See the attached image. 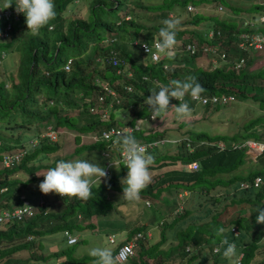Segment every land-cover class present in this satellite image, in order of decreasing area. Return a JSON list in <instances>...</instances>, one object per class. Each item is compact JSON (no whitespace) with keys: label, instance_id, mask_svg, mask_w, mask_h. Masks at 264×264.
Listing matches in <instances>:
<instances>
[{"label":"trees","instance_id":"1","mask_svg":"<svg viewBox=\"0 0 264 264\" xmlns=\"http://www.w3.org/2000/svg\"><path fill=\"white\" fill-rule=\"evenodd\" d=\"M125 1L127 0H90L91 19H71L62 30L63 11L72 3L71 0H54L57 15L50 22L53 24L52 28L47 30V27H44L40 32L41 35L30 38L32 34H29L20 42L21 46L24 42H28V46L27 52L24 53L26 57L20 56L19 60L17 71L19 83L12 82L11 89H8L5 86V78H0V155L12 149V146H16L14 148L27 146L26 153L16 165L4 167L0 161V186L5 185L8 188L3 193L7 199H14L18 203H20V200H17L18 192L24 189L25 199L34 213L32 217L27 219L25 216L20 221L11 217L0 225V264H54L60 259L55 264H93L94 258L87 254L74 256V244L61 243L58 251L47 256L36 252L35 247L39 250L43 248L44 243L41 241L43 233L55 235L64 241L62 230L65 228L69 230L78 228L85 233L99 229L101 225L96 226L95 214H105L107 208L111 209V201L106 198L104 190L112 188L113 184L116 189L123 190V178L127 174V168L120 169V172L113 177L109 175L107 183L102 181L97 194L96 188L93 187V195L96 197L87 201L74 197H60L66 204L58 210L40 205L37 200V189L35 194L26 190L43 179V174L49 168L55 167L58 161L66 160V156L71 152L85 149L95 150L99 154L106 145H114L118 150L120 147L115 144L113 138L105 143L102 142L104 140L92 141L89 135L96 134L102 128L109 126L133 125L136 117H140L141 121L144 120L145 124L152 122L153 119L150 118L152 113L149 106L144 103V99L151 95L150 92L154 89L158 90L161 84L166 85L171 80H184L188 76L195 77L203 86L205 91L202 95L208 98L211 95L217 97L215 103L208 101L202 104L203 117L205 115L222 117L220 114L213 116L211 113L213 107L247 99L251 103H256L257 112L260 114L248 117L246 126L242 125L232 134L196 130L190 127L189 122L184 121L177 124V129L185 128L181 133L173 134L171 130L164 128L132 131L139 142L161 138L166 144L169 139L181 138L170 150L156 154L158 149L155 147L151 151L155 157V164L162 172L155 177L152 175L151 183L141 191L140 196H149L156 200L162 192L166 194L174 189H184L189 192L191 198L195 197V199L168 220L154 207H150L151 215L155 217L154 222L161 223L159 238L153 242L145 232L154 227H147L144 221L137 225L135 223V226L128 231L123 229L127 221L124 219L127 214L124 210V223L122 220L117 221L116 228L111 230L115 231L120 226L121 230L114 232L120 239L118 238L115 243L112 242L110 248L116 252L122 244L130 241L133 243L125 264H228V261L222 257L223 249L221 253L213 251V248L219 247L221 239L217 237L216 231L223 227L226 230L224 235L229 242L236 244L237 252L241 254L240 264H264V225L256 223V210L264 207V152L252 160L243 147L217 150L212 145L218 140L261 139L264 134V125L257 124L264 121V64L256 70L246 71L245 66L250 63L247 47L251 49L253 47L250 45L241 48L237 45L240 41L237 36L241 31L248 33L261 31L264 36V26L254 25L260 15L264 16V3H252L247 7V10L252 12L246 17L248 22L253 23L250 27L248 24L237 27L232 18L220 19L218 15L207 16L202 11L212 9L198 5L195 12H191L186 19L180 21L176 36L175 58L169 60L161 57L159 60L143 64L137 46L131 44V40L134 38L149 40V37L157 36L164 25L145 26L135 21L132 17L136 13L128 14L132 12L129 8L135 0H130L128 7L125 6ZM173 1L181 4L178 7L183 9L187 2L197 5L203 0H169L170 3H163L164 7L158 10V13H148V17L161 19L166 17ZM210 1L215 4L221 3L220 0ZM4 3L5 0L3 5ZM90 5L94 6L90 9ZM138 5L146 11L157 8L156 4L139 3ZM101 6H110L109 12L105 10L104 17L99 13ZM10 7L15 8V4ZM158 7L161 8L160 5ZM231 8L234 13L239 11L237 6ZM20 15L23 18L20 20L23 22L24 16L22 13ZM125 15H129V18L124 19ZM7 18L0 17V33L3 31L5 33L0 36V49L3 45H6L3 48L11 49L13 40L17 38L15 30L18 26L22 27L20 20L11 19L9 26L5 28L8 23ZM211 27L214 30L219 29L221 37L217 35L206 37L204 33ZM104 37L113 41L102 43L101 39ZM192 40L199 45L214 47L218 54L223 52L224 59L218 54L200 52L199 49L193 54H187L182 49V45ZM66 44L77 46L68 70L62 68L66 57L60 53L62 46ZM18 46L20 44L16 45ZM112 56L116 58L120 67L132 71L130 77H123L114 71ZM202 58H204L203 62H201ZM239 58H242L243 62L235 68L234 64ZM38 63L43 67L41 71L36 68ZM107 72L109 75H106ZM142 75H146L148 80H143ZM95 77L114 86L122 98L121 103L114 105L108 116L104 118L101 117L100 104H96L97 109L94 112L88 109L90 105L96 103V96L100 91L94 84ZM152 78L157 82H151ZM124 84L131 86V91L127 94L122 90ZM254 90L257 91L255 93L258 94L257 96H253ZM185 100L192 108L201 106L200 102L191 100L188 96ZM251 103H247V112ZM128 104L133 107L127 108ZM209 108L212 109L210 112L207 110ZM119 110L129 112V117L122 122L119 118H114ZM49 124L60 130L59 140L49 141L46 136L38 137ZM17 129L31 130L33 137L37 136L36 143L32 146L25 141L16 131ZM74 144L71 151L61 153L65 146ZM51 152L58 155L51 162H44L43 158ZM190 160L197 162L195 169L183 167L184 164L186 165L185 162ZM243 163L250 165L247 170L241 171L240 165ZM24 173L28 175L20 179L19 176ZM255 175L261 176L257 186L252 184ZM29 181L31 184H28ZM241 181H247L248 186L241 189L239 187ZM122 201L127 204L129 211L136 206L134 201H128L124 197ZM227 202L232 205L245 203L246 211L240 209L229 218L233 211L229 214L225 213ZM5 206L11 210L12 206L8 203ZM0 207L3 205L0 204ZM79 214L81 218L77 217ZM135 216L138 217V213ZM108 219L115 221L116 218L110 215ZM28 234L31 235L29 240L26 239ZM22 251L27 252L23 255Z\"/></svg>","mask_w":264,"mask_h":264},{"label":"clouds","instance_id":"2","mask_svg":"<svg viewBox=\"0 0 264 264\" xmlns=\"http://www.w3.org/2000/svg\"><path fill=\"white\" fill-rule=\"evenodd\" d=\"M13 4H15V10L18 13H22L25 16L23 22H21L20 20L21 26L24 23L27 27L26 28L27 31H29L33 36L39 35L41 30L44 27H47V30L52 28L53 24H51L50 22L54 20L57 15L56 10H55L54 0H5L3 9H6L8 7L11 8L10 6H12ZM188 4L195 6V10L198 9L197 5L187 2L185 4V10L187 12L191 13V11L189 10L191 8L187 7ZM218 5L220 6V8H222V5L220 3L215 4L214 2H212V6L214 9ZM195 10L193 12H195ZM263 21H264V16L260 15L258 20H255L254 25L257 26V25L263 24ZM162 23L164 26L160 28L156 38H154V45H153L155 49L154 58L159 60L161 57H166L167 59L171 60V59H174L176 55L175 53V46L177 44L176 36H177V30L180 25V20L178 18H170V19H165ZM246 23L250 26L253 25V23L248 22L245 19L244 21L245 26H246ZM210 29L214 30L212 27ZM215 30H219V29H215ZM3 32L0 33V36L4 35ZM242 32H246V31H241L237 37L240 38V34ZM251 34H258L260 36H263V33L261 31H256ZM220 37H221V33H220ZM104 39L105 40H103V38L101 39L102 43H107L109 40L108 37L107 38L104 37ZM134 39L138 40L136 41L137 43H140L139 42L140 40H145L143 38H140V39L134 38ZM145 41H148V40H145ZM134 45L137 46V48L139 49V54H140V57L142 58L143 64L145 62H152V61H148L146 56L142 57V52L140 51L139 46L136 45V43ZM237 45L239 46V44ZM143 46L148 50L147 45H143ZM247 46H250V45H246L245 43L243 47H247ZM262 46H264V43H262L260 48H262ZM260 48L253 47L252 50H259ZM0 50L6 51L5 56L2 59L3 61L7 57L8 50L4 49L3 47ZM69 58H71V62H72L73 58L72 57H69ZM152 79H150L151 82H153ZM204 91L205 89L196 80L195 77L188 76L184 80H171L166 85L161 84L158 90L154 89L153 91L150 92L151 95H149L148 97L144 99V103L149 106V110L152 113L151 119L153 120L156 119L157 117L161 118L169 110L174 111L176 119L180 120V119H185V118L190 117L194 111V109L185 100V97L188 96L191 98V100H199L201 98V94ZM96 99H97V96H96ZM173 99L176 101H174ZM134 121H135V118H134ZM140 121L141 120L137 121V123H139ZM125 125H129V124H124V125H119V126L114 125V127H123ZM129 126H132V125H129ZM108 128H110V126ZM108 128H102L101 130L108 129ZM137 129L129 128V131H123V133H120L118 135L113 134L108 139L97 138L100 135L101 130L97 132L96 134H94L95 136H92L90 134L89 138L92 141L104 140L102 142L107 143L108 140L113 138L115 140L114 141L115 144H117L120 148L116 150L117 148L115 149L114 145H106L105 148L99 151V154L107 158V161L104 167H102L95 161H92L89 159H74V160H68V161H65V160L58 161L55 167L49 168L47 172L43 174V177H44L43 181L40 184L37 183L38 185L37 200L40 203V205H43V206L47 205L48 207L50 203L56 202L53 199L59 200L60 197H69V198L74 197V198H78L83 201H87L91 199L93 197V187H95L96 189H99L102 181L107 183L109 179V175H108V171L110 170L109 165H112L113 163H115L116 165L118 164L124 165L128 171H127L126 176L123 178V181H124L123 190L122 189L118 190L116 189L115 186H113L112 188H105L104 192H105L106 198L108 200H109V197H112V199H115V196L113 197L112 192H111L112 190H115L116 193L123 194L122 196L124 197V199L128 201H134L135 204L139 199H142L145 205L149 204L148 200L143 199L144 197H140V193L152 181V175H154V173H152L153 171L152 169H156L154 166H152L155 163V157L152 153H149L147 151L148 148L145 145H142L141 144L142 142H139L134 136V134L132 133V131L137 130ZM59 133H60V130H59ZM59 133L57 137L59 136ZM220 134H227V133H220ZM247 140L251 141L250 142L251 146L249 148L247 144H243L242 146H240L243 142ZM166 142L174 144V143H177L178 140L169 139ZM217 142H224L227 144V146L219 149L216 145ZM212 145L215 146L217 150L243 147L245 148V152L247 153V156L252 160H255L257 155L259 154L261 155L264 152V140L262 138L261 139L244 138V139L236 140V141L218 140L214 142ZM155 147L156 146L150 148L149 150L152 151L154 150ZM121 150H122L125 163L119 160ZM103 151L107 152V154L106 155L103 154L102 153ZM113 155H115L114 160L109 159ZM183 167L185 168V164L183 165ZM117 174L118 173H115L114 176ZM157 175H159V173H156L154 177ZM256 176H258L261 180L260 175H255L254 177ZM241 182H247V181H241ZM239 187H240V182H239ZM240 188L243 189V187H240ZM7 190L8 188H6V190L1 192L0 204L3 205L4 207H6L5 206L6 203H8L12 207L17 204H20L21 199L19 198V196L20 195L24 196V189L23 191L21 189L20 191L21 193L17 195V200H20V203H18V201L16 202V200L14 199H7L5 197V194H3ZM108 190L110 191V195L109 193H107ZM49 193H52L53 195L52 202L50 203L45 202L42 198V194L47 195ZM24 199H25V196H24ZM181 210H182L181 207L179 208L175 207L173 210V213L180 212ZM256 213H257L256 223L264 225V207L258 208L256 210ZM33 214L34 213L27 216V219L32 217ZM16 221H20V220H16ZM4 223H0V225ZM231 229H234V228H231ZM78 230H79L78 228H74L72 230L65 228L64 230H62V235H63L62 237L64 241H61L60 237L58 238L57 236H53L57 238L56 244L51 243L49 245V247H53L54 249L53 251L44 253L43 249H45L46 246H43V248H41L40 250L37 247H35V251L38 253H41V255L47 256L51 254L52 252L58 251L61 243H65L67 245L77 244L76 243L77 241H81V239L78 238L80 235L78 233L83 232V231H78ZM225 231L226 230L223 227H220L216 231L217 237H221V239L219 240V247H217V249L213 248V251L216 250L217 253H221V249H223L222 257L228 261V264H240L239 259H240L241 254L240 255L238 254L236 244L229 242L228 238L224 235ZM114 232L116 231H109L106 234L107 240H108L109 235L113 236L112 241L108 240V242L110 243L112 242L115 243L114 236L116 233ZM43 234L45 235L46 233H43ZM145 235L150 236L149 230H146ZM69 236L74 237V240L67 241ZM41 237H43V235ZM26 239L27 240L31 239V235L28 234L26 236ZM49 247L47 248L49 249ZM73 254L75 257L82 256V255L76 256L75 251L73 252ZM87 254L90 257L94 258L93 264H125L127 255L130 253L128 249H122L118 253H116L113 251L112 248L107 247V246H94L87 250ZM60 260H56L54 264Z\"/></svg>","mask_w":264,"mask_h":264},{"label":"rangeland","instance_id":"3","mask_svg":"<svg viewBox=\"0 0 264 264\" xmlns=\"http://www.w3.org/2000/svg\"><path fill=\"white\" fill-rule=\"evenodd\" d=\"M3 1L4 0H0V8L3 9ZM89 2L90 0H71L70 5L66 6V8L63 11V23L64 26L65 24L71 20V19H75V18H81V19H85V20H90L91 19V15L92 12H89ZM127 2V3H126ZM130 2V0H127L124 2L125 6L128 7V3ZM169 0H135L131 7L129 9H132L131 13H128L129 15H131L134 12V16L132 18H134L135 21L140 22L142 24H144L145 26L148 25H152V24H156V25H162L163 26V21L165 19H170V18H178L180 21L182 19H186L188 15H190V12H187L185 10V8L181 9L178 6H181V4L175 3L173 1V3L170 5L172 8L169 9L170 12L167 13V16L164 18H160V17H155V18H150L148 17V13L150 14H156L158 13V10L162 9L164 7L163 3H168ZM212 2L213 1H201L197 3V6L200 5L202 7H209L212 10H203L202 12L205 15H218V17L221 18H232L235 20L236 22V26L238 27H242L245 26L244 25V21L246 19V17L249 15V13H252L250 10H247V7H249L252 3H264V0H220V4L222 5V8L220 7H215V9L212 6ZM107 3H110V1H107ZM130 3V4H131ZM139 3L141 4H156L155 6H157V8H152L148 11L145 10V8H143L142 6L138 5ZM170 3V2H169ZM194 4V3H193ZM161 6V8H159L158 6ZM196 5V4H195ZM94 6V5H93ZM92 5H90V9L91 7H93ZM231 6H237L239 7V11L237 13H234L232 11ZM110 6H101V9L103 10H99L100 16L104 17L105 16V10H109ZM208 8V9H209ZM191 12H193L195 10V6H193L191 9H189ZM200 10V9H199ZM97 14V12H96ZM129 15H125L124 19L129 18ZM112 18V16H111ZM261 20V19H260ZM16 23V22H15ZM201 25H203V22L201 23ZM247 25V23H246ZM264 26V21L263 24ZM63 26V28H64ZM20 26H18L15 30L16 33V40H13V46L11 47L10 51H8L7 57L5 58V61H2L0 63V78H5V86L7 88H9L11 86L12 82L17 83L19 81V76H18V66H19V60L21 59V57H26L24 55V53L27 52V46H28V42H24L23 46H21V41L22 39L28 37L29 34H31L29 31H27V27L26 25L23 23L22 27L19 28ZM250 27V25H249ZM143 30V29H141ZM106 34V33H105ZM41 35V34H40ZM34 37L33 35L30 36ZM103 40H105L103 38ZM17 44H20V46L16 47ZM6 45H3V47H5ZM261 46H259L258 48H260ZM7 48V47H6ZM77 46L75 44H70V45H63L62 49L60 51V53L63 56L66 55H70V56H74V53L76 51ZM231 49L233 50V47L231 46ZM237 49V47H236ZM248 49V58L250 57V63L249 65L245 66V70L246 71H253L258 69V67L262 66L264 64V46H262V48H260L259 50H252L250 47H247ZM19 50V52H18ZM16 52H18L17 55H15ZM89 51V50H88ZM87 51V52H88ZM137 51H139V49L137 48ZM21 56V57H20ZM203 57V56H202ZM146 59V58H145ZM204 61V58L201 59V62ZM36 68L41 71L42 70V66H36ZM106 75H109V73L107 72ZM10 78V79H9ZM252 92V91H251ZM250 92V93H251ZM254 95L253 96H257L258 94H255L257 91L254 90L253 91ZM249 93V94H250ZM247 103H251V101L249 99L247 100H243V101H236V102H232L231 104L228 103L226 105H216L215 107H213V111H211L212 109H207L208 112L211 111V113L213 114V116H217V115H221L222 117L218 116V117H211L212 115H210L209 117H207L205 115V117H203V113H202V106H196L192 113V115L188 118L185 119H176L175 113L172 110H169L165 115V117L163 118H159L157 117L156 119L152 120V122L150 123H144L145 121L142 120L139 123H137L136 121H134V127L133 129H143V130H149V129H154L156 128L157 130H162L164 129H169L171 130V133L173 132V134L175 133H181L184 131V127H181L180 129H177V124L180 121H184V122H189L190 127H192L193 129H198V130H207V131H211V133H227V134H232L236 131L239 130V128L243 125L246 126L247 122H248V117H255L256 115H259L257 112V106L255 102H252L248 110L247 107ZM96 104H99V102L96 99V103H94V106L96 107ZM133 107V106H131ZM125 111H121L119 110V113H117L114 118H119L120 122L124 121L127 119L128 115L126 116L124 114ZM170 117V119H168ZM162 119V120H161ZM173 120H176L173 122ZM139 121V120H137ZM149 122V121H148ZM152 124H157V126H152ZM185 125L187 126V123H185ZM32 128V127H31ZM22 129H20L18 131V129L16 131H18V133L21 135V137H23V139L25 141H27L30 144H35L36 143V138L37 136L32 135L31 130L28 129H23V131H21ZM242 130H244V128H242ZM88 136V135H87ZM181 139V138H180ZM180 139H176V140H180ZM262 139L264 140V134L262 136ZM57 140L58 137H57ZM26 143V142H25ZM75 146L74 145H70V146H65L61 151V153L63 152H67V151H71L72 148ZM78 146V145H77ZM174 146V144L171 143H164L162 144V142L159 143V146H156V149H158V152L156 154H160L165 150H170L172 149V147ZM16 146H12V148H14ZM27 146H25L26 148ZM155 149V148H154ZM147 151L149 153H152L151 150L147 149ZM60 152V150H59ZM155 152V151H154ZM101 153V152H100ZM107 154V152L105 153V155ZM58 155L54 152H51L50 154H47L46 157L43 158V161L48 163L51 162L53 160V158ZM92 157H94L92 159ZM105 156L98 154V152H96L95 150H85L83 149L82 151L79 152H71L66 156V160H74V159H89L92 161H95L96 163H98L99 165H101L102 167L105 166L106 160L107 158H105ZM250 164L247 163H243L242 165H240V169L242 170H247L249 168ZM154 166L157 170H161L155 163L152 165ZM112 168V166H109V169ZM124 168H126L125 166L120 167V169L124 170ZM106 169V168H105ZM108 169V168H107ZM156 169H152L154 171V175L157 173ZM120 172V170L118 171ZM162 172V170L160 171V173ZM26 173H24L23 175L19 176L20 179H24L27 175H25ZM115 173H112V170L110 169L108 171V175H110L111 177H113ZM15 175V174H14ZM28 184H31L30 181L28 182ZM29 187V186H28ZM38 191V185L37 183L32 184V188H29V190L26 191H31L33 194H35V191ZM21 191V190H20ZM18 192V194H20L21 192ZM95 193H98V190L95 189ZM107 193H109L110 195V191L108 190ZM123 194H119V200L120 201H115V199H112V197H109V200L111 201V209L109 210L107 208V212H105V214H95L96 219V226L98 224H100L101 226L99 227L100 231L97 232V228L91 230V232L93 233L92 235H89L88 231L87 233L82 232V233H78L79 235V239H81V241H79L77 244H74V251L76 252V256H80L83 254H87V250L91 247L94 246H107L110 247V245H112V243L108 242L107 238H106V234L111 231L112 229L116 228L115 225L118 223L117 221H123L124 223V219L127 220L124 228L125 231H128V229H130L131 227L135 226L138 223H142L143 221L147 224L146 226L150 228V226L154 227L153 229H148L150 232V241H156L159 238V229L160 224L161 223H157L154 222L155 217L151 215V208H155V210H157V212L163 217L166 216V219H170L172 215L176 214L173 213V210L175 207L179 208L181 207L184 208L185 206L189 205V202L195 199V197H190L189 196V192L184 190V189H174L169 193L162 192V194L155 200H153L151 197L146 196L143 199H146L149 201V204L145 205V203L143 202L142 199H139L135 205L133 207L132 211H129V209L127 208V204L126 203H122V196ZM144 196V194H143ZM52 193H49L47 195L42 194V198L45 202H52ZM93 197H96L95 195H93ZM141 197V196H140ZM64 204H66V202L64 203V201L62 199L57 200L56 202H52L50 203V207L49 209H60L61 207L64 206ZM52 205V207H51ZM100 208L102 207V205H98ZM246 207L247 205L245 203H240V204H230L227 202V206H226V214H229L230 211H233L231 213V215L229 216V218H232L234 216V213H236L238 210L242 209L246 211ZM125 210V212L127 214H125L123 211ZM128 212H131L130 214H128ZM78 213V212H77ZM113 215L116 219L115 221L109 220V216L110 214ZM138 213V217L135 216V214ZM125 214V217H124ZM98 215V216H97ZM78 218H81V214L77 215ZM124 217V219H123ZM136 219V220H134ZM136 221V222H135ZM103 224V225H102ZM104 225H106L107 227H104ZM164 225V224H163ZM157 226V227H156ZM110 227V228H109ZM98 229V230H99ZM121 228L120 226L117 227V229H115V231H120ZM81 231V230H78ZM90 232V231H89ZM55 235H50V234H45L43 235V237H41V240L43 241L45 249H43L44 253H48L49 251H53V247H49V245L51 243H57V238L53 237ZM115 241L119 238L118 235H115ZM120 239V238H119ZM216 246V245H215ZM49 247V249L47 248ZM27 251H22V254L25 255ZM19 253V252H18ZM21 253V252H20ZM88 255V254H87Z\"/></svg>","mask_w":264,"mask_h":264},{"label":"built area","instance_id":"4","mask_svg":"<svg viewBox=\"0 0 264 264\" xmlns=\"http://www.w3.org/2000/svg\"><path fill=\"white\" fill-rule=\"evenodd\" d=\"M187 7L188 8H192L193 6L188 4ZM218 7H220V6L218 5ZM20 14L21 13H18L15 10V8H9V7L6 8V9H1L0 8V17L1 16L8 17L7 18L8 19V23H7L5 28H7L9 26V20H11V19L20 20L22 18ZM24 18H25V16H24ZM3 34H5V33L3 32ZM204 35L206 37H209V38L213 37V35H217V36L220 37V32H219V30L210 29V30L206 31L204 33ZM109 40L111 41L112 39L109 38ZM136 41H138V40L133 39L131 42L133 44L136 43V45L139 46L140 51L142 52V57L146 56L148 61L157 60V59L154 58V54H155V49H154V46H153L154 45V39L151 40V41L140 40L139 41L140 43H137ZM245 41H247L246 45H252L253 47H259V46L262 45V43H264V37L260 36L258 34H251V33H248V32H242L240 34V41L238 42L239 46L243 47L244 44H245L244 43ZM143 45H147L148 46V50ZM182 49L187 54H193L198 49L200 50V52H213L214 54H218L214 47L207 46V45H199L195 40L183 43ZM5 53H6L5 50H0V62L4 58ZM218 55L222 59H224V57H225L223 52L219 53ZM111 62H112V66L114 67V71L117 74H120V75H122L123 77H126V78L131 76L132 71L130 69H128V68L120 67L119 64H117V60H116V58L114 56L111 57ZM212 62H214V60H212ZM242 62H243V59L239 58L235 62L234 67L235 68L239 67ZM70 64H71V58H67L64 61L63 65H62V68L64 70H68L70 68ZM164 66H165V64H164ZM141 77H142L143 80H148V77L146 75H142ZM152 81L156 82V79L153 78ZM94 84L97 85L98 89L100 90L98 92V95H97V101L101 105V117L102 118L107 117L110 109L113 108L114 105L120 104L122 98L120 97V94L118 93L117 89L114 86L103 82L102 80H100V78L95 77L94 78ZM122 90H123V92L125 94H127L129 91H131V86L129 84H124L122 86ZM216 98L217 97L215 95H213V96L211 95L208 98V96H205V95L201 94V98L199 100H196V101L200 102V104H204V103H206L208 101L213 103V102H215ZM223 101H224V99L221 100V102H223ZM131 106H132L131 104H128L127 108H130ZM96 109L97 108L94 105H90L89 106V110L90 111L94 112ZM151 115H150V118H151ZM137 120H141V118L140 117L135 118L136 122H137ZM133 127H134V123H133L132 126H129V125H125L123 127L110 126V128H108V129L101 130L100 135L97 138L108 139L113 134L118 135L120 133H123V131H129V128L132 129ZM58 133H59V130L54 128V127H52L49 124V125H46L45 129L39 134L38 137L46 136L49 141H54V140H56ZM92 136H95V135L93 134ZM35 140L37 141V138ZM160 142H162V144H164V141L161 138L150 140V141H147V142H142L141 144L145 145L148 149H150V148H152L154 146L159 145ZM250 142L251 141L247 140V141L243 142L240 146H242L243 144H247L248 148H249L251 146ZM32 145H34V144H32ZM216 145H217V147L219 149L224 148L225 146H227V144L224 143V142H217ZM25 153H26V148L25 147H19L17 149L6 150L3 153H1V156H0L1 164L4 167H10V166L16 165L19 162V160L21 159V157ZM102 153L105 154L106 152L103 151ZM119 160L122 161L123 163H125L124 162V158H123V154H122V150L120 151ZM185 166L188 169H195L197 167V162L195 160H190L189 162L186 163ZM43 179H41L38 183L40 184L43 181ZM260 181L261 180H260V178L258 176L254 177V179L252 181L253 186H257ZM247 185H248L247 182H240V187H246ZM6 188L7 187L5 185L0 186V194H1L2 191L6 190ZM19 198L21 199V203L11 207V210L7 209L4 206L0 207V223H4V222L8 221V219L11 218V217H15L16 220H21L25 216H29L30 214L33 213L32 210L29 207V204H28L27 200L24 199V196L20 195ZM71 240L73 241L74 237L69 236L67 241H71ZM108 240L112 241L113 240V236L109 235L108 236ZM132 245H133V243L131 241L128 242V243L122 244L121 246H119L117 248L116 253H118L122 249H128V251L130 252L131 249H132Z\"/></svg>","mask_w":264,"mask_h":264},{"label":"crops","instance_id":"5","mask_svg":"<svg viewBox=\"0 0 264 264\" xmlns=\"http://www.w3.org/2000/svg\"><path fill=\"white\" fill-rule=\"evenodd\" d=\"M63 26L64 25H62L61 26V28H62V30H64L65 29V26H64V28H63ZM154 38H156V35H154L153 37H149L148 39V41H150V40H152V39H154ZM12 47H14L13 45H12ZM2 48V47H1ZM5 49V48H4ZM8 51H10V48H8L7 49ZM57 50V49H56ZM6 52V51H5ZM18 52H19V50H18ZM18 52H16L15 51V55H17L18 54ZM66 58H69V57H72L73 58V56H70V55H66L65 56ZM3 61H5V59L3 60ZM40 65V63H38L37 64V66H39ZM42 69H43V67H42ZM10 79V78H9ZM15 83V82H14ZM17 83H19V81L17 82ZM8 89H11V87H9ZM192 107V106H191ZM124 114L127 116L128 115V117H129V112L128 111H126V112H124ZM258 114H260V113H258ZM166 115H163L162 117L164 118ZM127 117V118H128ZM161 117V118H162ZM170 118V117H169ZM258 124V126H260V125H264V121H261V122H259V123H257ZM24 147V146H23ZM12 149H17V148H12ZM11 150V149H10ZM26 151H27V148H26ZM1 156V155H0ZM94 157H92V159H93ZM114 158H115V155H113L111 158H109V159H111V160H114ZM105 159V158H104ZM106 161H107V159H105ZM109 166H112V168H110L111 170H112V173H118V171L120 170V167L122 166V165H116L115 163H113L112 165H109ZM160 171L161 170H157V173H159V175H160ZM152 173H154V171H152ZM112 186H115V184H113ZM112 192V195H113V197L115 196V201H120L119 200V194L118 193H116V191L115 190H112L111 191ZM110 214V213H109ZM111 215V214H110ZM111 216H113V215H111ZM104 227H107L106 225H104ZM110 228V227H109ZM114 230V229H113ZM83 231V230H82ZM100 231V229L98 230L97 229V232H99ZM89 233V235H92L93 233L90 231V232H88Z\"/></svg>","mask_w":264,"mask_h":264}]
</instances>
